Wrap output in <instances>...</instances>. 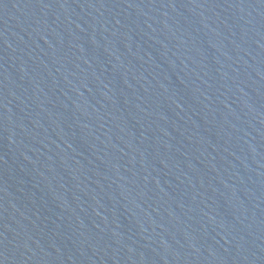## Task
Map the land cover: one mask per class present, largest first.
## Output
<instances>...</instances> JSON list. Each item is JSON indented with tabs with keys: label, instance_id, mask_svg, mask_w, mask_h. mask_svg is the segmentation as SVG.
I'll return each instance as SVG.
<instances>
[{
	"label": "water",
	"instance_id": "obj_1",
	"mask_svg": "<svg viewBox=\"0 0 264 264\" xmlns=\"http://www.w3.org/2000/svg\"><path fill=\"white\" fill-rule=\"evenodd\" d=\"M0 264H264V0H0Z\"/></svg>",
	"mask_w": 264,
	"mask_h": 264
}]
</instances>
